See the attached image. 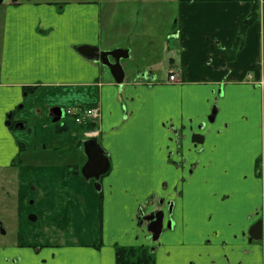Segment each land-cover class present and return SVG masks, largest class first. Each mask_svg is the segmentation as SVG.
I'll use <instances>...</instances> for the list:
<instances>
[{
	"label": "crops",
	"instance_id": "1",
	"mask_svg": "<svg viewBox=\"0 0 264 264\" xmlns=\"http://www.w3.org/2000/svg\"><path fill=\"white\" fill-rule=\"evenodd\" d=\"M108 1L105 11L93 0L0 5V136H10L19 123L18 130L30 136L33 130L36 139L39 127H56L57 140H64L69 127L53 124V108L98 107L96 141L111 163L98 190L95 179L82 175L87 156L59 165L20 160L15 169L22 232L34 250L45 248L47 257L30 258L18 243L0 249V264H54L58 253L83 251L94 254L93 264L108 259L117 264L120 247H135L137 213L150 194L175 202V224L161 239L166 251L159 264H264V240L250 243L248 237L264 217V0H152L164 22H174L168 34L175 43L165 48L171 54L167 77L145 70L126 74L122 86L78 51L81 46L124 49L131 56L130 23L109 26L120 14L114 3H127L126 17L140 0ZM150 1L142 0L141 11ZM248 18L252 21L241 35ZM171 74L177 82L169 80ZM21 104L25 114L17 112ZM10 113L11 131L5 127ZM14 134L27 148L11 160L1 153L0 170L38 148V140ZM194 135L203 143H193Z\"/></svg>",
	"mask_w": 264,
	"mask_h": 264
},
{
	"label": "rangeland",
	"instance_id": "2",
	"mask_svg": "<svg viewBox=\"0 0 264 264\" xmlns=\"http://www.w3.org/2000/svg\"><path fill=\"white\" fill-rule=\"evenodd\" d=\"M50 1L51 3L54 2H72L78 0H45ZM82 1H91V0H82ZM96 4L102 5V8L105 11L106 6L110 3L108 0H93ZM149 3V4H148ZM141 4L142 0L135 2V12L132 16L124 17L122 12L126 9L127 3H114L113 5L116 6L119 10V16L114 17L109 28L118 27L122 28L123 24L130 23V28L133 33V37L131 39V48L132 54L129 55V58L123 59L121 61V65L125 71V75L131 74H138L143 73L145 70L153 71L157 74L158 71H161L159 75L161 79H165L168 74V67H169V60H170V53L165 51V48L168 43H175L174 39H170L172 35H169V29H172V25L169 26V23L164 22V14L163 16L158 15L155 11V7L152 4V0L147 2L146 11H141ZM144 4V3H143ZM111 9V7H109ZM138 10V11H137ZM137 11V12H136ZM164 12V11H163ZM105 16H103V29L106 30L105 24ZM4 20V7L0 6V36L2 34V24ZM176 21V20H174ZM117 25V26H116ZM120 28V29H121ZM174 30V29H173ZM114 35L119 38L122 37V34L119 31L114 30ZM172 31V30H171ZM127 41V40H126ZM126 41L122 42V44L126 45ZM130 52V50H129ZM22 105V104H21ZM17 110L19 113L27 112V108L22 106ZM7 120L5 121V127L9 131H11V127L6 125ZM62 123H66L69 127V136L66 137L64 140H57V137L54 133H56L55 129L52 127L41 129L40 127L37 129L38 138H35V133L32 130L30 136L27 132L18 130L19 123H14L12 126V133L10 132L8 136L4 134V136H0V154H6L7 159L11 160L16 157L17 153H20V149L27 148V145L23 146L21 143L25 144L24 141L18 140L15 138V132L25 133L26 140H36L38 143V148L35 152H30V154H26L20 158L15 159V163L20 165V160H22L23 164L28 163H49L52 165H59L68 163L69 161H78L82 162L85 158L84 153V134L81 128L76 127L75 123L72 122L71 118H63ZM54 124V123H53ZM58 125V123H57ZM55 126V125H54ZM72 132H78L77 138L71 137ZM66 146V147H64ZM47 150H44V148ZM64 147V150L62 148ZM56 149H61L59 152ZM34 151V150H33ZM34 153V154H31ZM3 158V157H2ZM0 174L5 175V180L8 181L3 183L4 181H0V249L3 250H10L15 249L16 245L19 243L20 246H25L23 249L29 254L30 258H38L41 260L44 257H47V251L45 248L42 250L39 247L34 250L32 248V241H30V237H27L25 233L22 232L21 223L19 220V213H18V206L15 203L9 202L13 199L14 194L17 192V183L14 179V176H9V171H3ZM189 174L191 172L189 171ZM109 176H106L103 181H107ZM10 181V182H9ZM2 186H5L2 188ZM131 188L133 186L130 184ZM154 188H160L159 184H155ZM153 195V194H152ZM150 194L149 197H152ZM129 208L132 207V204L129 202ZM112 205L110 206L109 211L106 212V222L108 221L109 226L111 227V218L109 213L111 211ZM117 209L116 212L112 213V219L117 221ZM29 218V217H28ZM120 223H116L115 226H118ZM2 230L5 234L2 233ZM23 234V235H22ZM139 234H135L133 238V244L135 247L141 246L143 242V236ZM26 238L28 240H26ZM23 241H20L22 240ZM25 241V242H24ZM29 241V242H28ZM207 243V242H206ZM126 244V243H125ZM127 245V244H126ZM116 247V246H115ZM147 247H150V252L154 248L152 245L148 244ZM166 251V250H165ZM163 250H158L153 252L155 264H159V257L163 253ZM116 254V252H115ZM93 253L84 252L83 253H70L69 255H61L57 254L56 258L54 259V264H63V258H69V264H93ZM65 259V258H64ZM106 264H111L109 259L106 261Z\"/></svg>",
	"mask_w": 264,
	"mask_h": 264
},
{
	"label": "water",
	"instance_id": "3",
	"mask_svg": "<svg viewBox=\"0 0 264 264\" xmlns=\"http://www.w3.org/2000/svg\"><path fill=\"white\" fill-rule=\"evenodd\" d=\"M4 0H0L2 4ZM78 51L84 57L94 60L100 63L102 66L107 68L111 75L113 76L116 84L122 86L125 81V71L121 65L123 59L129 58V51L124 49H117L111 52H101L97 47L91 46H81ZM51 117L53 118V123H58L64 117V110L62 108H53L51 110ZM217 115V110L212 111L209 121L213 122ZM8 121L6 125L10 126L12 120V113L8 115ZM192 142L196 145L203 143V137L200 135H194ZM84 153L87 156V162L82 168V175L86 180L95 179L96 187L100 190L99 182L103 176H105L110 168L111 163L107 153L103 150L101 145H99L96 139L87 140L84 142ZM157 219L155 222L150 223L151 220ZM149 221L148 231L152 235L153 242H157L160 239L163 225H164V214L156 213L147 217ZM5 234L4 231H2ZM249 242L262 241L264 240V219L259 220L250 230H249ZM160 245V243H159Z\"/></svg>",
	"mask_w": 264,
	"mask_h": 264
},
{
	"label": "flooded vegetation",
	"instance_id": "4",
	"mask_svg": "<svg viewBox=\"0 0 264 264\" xmlns=\"http://www.w3.org/2000/svg\"><path fill=\"white\" fill-rule=\"evenodd\" d=\"M144 77H147V76L144 75ZM147 79L149 80L148 77H147ZM15 167H16V163L14 162V164L12 165L11 169L0 170V173L3 172V171H9L10 172L9 176H14V179H15V181L17 183V186H18L19 185V180H17V179L19 178V175H18ZM5 179H6L5 175L4 174H0V181L1 180L4 181L3 183L8 182ZM4 187L5 186H2V188H4ZM17 189H18V192L16 194H14L13 199L10 200L9 202L17 204L18 209H19V206L21 204L22 199H21V196H20L21 195L20 188L17 187ZM31 189H33V188H31ZM30 203H32V202H30ZM174 207H175V202L174 201L168 200L166 197L157 198V197L152 196V197H150L147 200V202H146V204L144 206H141L139 208V211L137 213V218H136L137 228H138V230L140 232V235L144 234L142 236V238H143L145 243H142L141 246H138V247H144V248L149 249V251H150V247H147V245L150 244V245H152L154 247L151 250V252H150L152 254H153V252H156L159 249H161V247H162L161 239H162L163 235L166 232H168L169 230H172L173 227H174V224H175L173 222ZM17 211H19V210H17ZM156 213H163L164 214V221H163L164 225H163V230H162V233H161L159 241L153 242L152 235L149 233L148 227H149L150 223L155 222L157 219H153L149 223V221L147 220V217H149V216H151L153 214H156ZM31 219H36V218H35L34 215H31ZM0 232H1V230H0ZM253 242H255V241H253ZM159 243H160V245H159ZM153 257H154V255H153ZM154 264H155V259H154Z\"/></svg>",
	"mask_w": 264,
	"mask_h": 264
},
{
	"label": "trees",
	"instance_id": "5",
	"mask_svg": "<svg viewBox=\"0 0 264 264\" xmlns=\"http://www.w3.org/2000/svg\"><path fill=\"white\" fill-rule=\"evenodd\" d=\"M252 18H248L241 27V35L244 34L246 27L251 23ZM33 90V89H32ZM86 129L93 126H85ZM61 128H59L60 131ZM117 264H154L153 254L144 247H120L116 252Z\"/></svg>",
	"mask_w": 264,
	"mask_h": 264
},
{
	"label": "built area",
	"instance_id": "6",
	"mask_svg": "<svg viewBox=\"0 0 264 264\" xmlns=\"http://www.w3.org/2000/svg\"><path fill=\"white\" fill-rule=\"evenodd\" d=\"M171 82H177V75L173 74L170 76ZM264 84V82L262 83ZM66 116L74 119L77 125H89L95 123L100 119V109L98 107L94 108H80V109H69L66 111ZM98 131H87L85 133L86 138H91L97 136Z\"/></svg>",
	"mask_w": 264,
	"mask_h": 264
}]
</instances>
